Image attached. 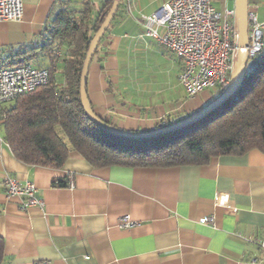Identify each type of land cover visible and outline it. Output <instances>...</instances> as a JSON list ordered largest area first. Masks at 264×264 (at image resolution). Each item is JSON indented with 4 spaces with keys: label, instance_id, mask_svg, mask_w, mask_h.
Listing matches in <instances>:
<instances>
[{
    "label": "crops",
    "instance_id": "0c3cea01",
    "mask_svg": "<svg viewBox=\"0 0 264 264\" xmlns=\"http://www.w3.org/2000/svg\"><path fill=\"white\" fill-rule=\"evenodd\" d=\"M65 1L81 0H22V20L0 22V60L35 46ZM89 1L95 18L107 0ZM169 1L123 0L90 66V104L119 130L148 133L183 121L216 95L206 91L188 98L178 81L181 62L146 36L141 16L156 14ZM233 3L219 0L215 7L231 11ZM249 9L264 23V0H249ZM72 47L62 45L55 64L60 88ZM38 61L49 64L46 58ZM1 128L5 264H264L257 245L264 239V153L219 157L205 166L95 169L72 152L64 167L54 170L19 162ZM6 178L33 183L44 207L22 210L20 199L7 196ZM58 183L66 187H54ZM220 195L230 196L235 214L217 206ZM126 217L130 228L120 225ZM208 217H214V226L203 224Z\"/></svg>",
    "mask_w": 264,
    "mask_h": 264
},
{
    "label": "trees",
    "instance_id": "16d2710c",
    "mask_svg": "<svg viewBox=\"0 0 264 264\" xmlns=\"http://www.w3.org/2000/svg\"><path fill=\"white\" fill-rule=\"evenodd\" d=\"M113 1H105L95 18L89 0L61 2L35 46L0 60V69L39 64V57L49 60L47 66L39 67L49 71L50 83L0 109V127L14 157L28 166L54 170L62 169L72 152L95 169H168L205 166L215 158L241 157L255 150L264 153V48L250 60L239 91L216 111L182 130L133 140L106 133L89 120L80 98L83 63ZM65 44L73 47L71 59L64 63L65 86L60 88L54 79L60 59L53 52ZM172 124L175 122L165 125ZM56 185L66 187L64 183ZM4 249L0 237V264H5Z\"/></svg>",
    "mask_w": 264,
    "mask_h": 264
},
{
    "label": "built area",
    "instance_id": "2783aa9c",
    "mask_svg": "<svg viewBox=\"0 0 264 264\" xmlns=\"http://www.w3.org/2000/svg\"><path fill=\"white\" fill-rule=\"evenodd\" d=\"M219 0H171L156 14L141 16L146 36L157 40L182 64L179 84L188 98L206 91L223 94L230 86L233 73V56L236 50L235 11H219ZM23 17L22 0H0V22H20ZM249 56L252 60L264 48V23L256 9H249ZM165 33L161 35L159 29ZM53 56L62 58V51ZM50 83L47 69L33 63L16 68L0 69V109L21 96L34 92ZM7 196L20 199L22 210L43 208L33 183L21 184L6 178ZM217 206L235 214L229 195H220ZM203 224L214 226V217L205 218ZM123 228L132 227L130 220L122 218ZM264 251V239L257 241Z\"/></svg>",
    "mask_w": 264,
    "mask_h": 264
},
{
    "label": "water",
    "instance_id": "95a60500",
    "mask_svg": "<svg viewBox=\"0 0 264 264\" xmlns=\"http://www.w3.org/2000/svg\"><path fill=\"white\" fill-rule=\"evenodd\" d=\"M122 1L123 0L113 1V6L110 9L105 21L103 22L99 30L96 32L95 36L92 38L88 52L86 54L85 61L83 63V68L81 73L80 98H81L82 108L86 116L89 118V120L93 124H95L98 128H100L102 131L116 137L133 139V140L150 139V138L166 135L175 131H179L193 124H196L197 122L201 121L203 118L208 116L209 114L216 111V109H218L221 106V104H223L226 100H228L233 95H235L239 91V89L243 86L247 75V68L250 62V56L248 51V47L250 43L249 22H248L249 0H235L234 27L237 36L236 50L233 56V73H232L231 84L223 94H221L216 100L212 101L205 108L195 113L194 115L189 116L185 120L172 125L161 127L155 131L148 133H134V132L122 131L102 120L100 117H98L95 114L88 98V75H89L90 66L92 64L98 46L101 43L102 39L105 37L106 33L108 32L119 10V7L122 4Z\"/></svg>",
    "mask_w": 264,
    "mask_h": 264
},
{
    "label": "rangeland",
    "instance_id": "374dc122",
    "mask_svg": "<svg viewBox=\"0 0 264 264\" xmlns=\"http://www.w3.org/2000/svg\"><path fill=\"white\" fill-rule=\"evenodd\" d=\"M234 3H233V0H229V5H230V7H233L234 5H233ZM39 66V65H38ZM209 92V91H208ZM1 131H2V128H1Z\"/></svg>",
    "mask_w": 264,
    "mask_h": 264
}]
</instances>
